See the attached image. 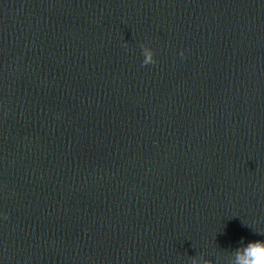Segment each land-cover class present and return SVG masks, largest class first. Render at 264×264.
<instances>
[{
    "label": "water",
    "instance_id": "obj_1",
    "mask_svg": "<svg viewBox=\"0 0 264 264\" xmlns=\"http://www.w3.org/2000/svg\"><path fill=\"white\" fill-rule=\"evenodd\" d=\"M245 222L264 0H0V264H228Z\"/></svg>",
    "mask_w": 264,
    "mask_h": 264
},
{
    "label": "clouds",
    "instance_id": "obj_2",
    "mask_svg": "<svg viewBox=\"0 0 264 264\" xmlns=\"http://www.w3.org/2000/svg\"><path fill=\"white\" fill-rule=\"evenodd\" d=\"M180 55H184V53L181 52ZM142 56V63L144 65L155 62V50L148 45L142 47ZM245 225L251 227L256 235H264V229H257L246 222ZM191 264H213V261L201 255L198 257H191ZM228 264H264V239H255L245 242L244 238L241 237L238 246L229 253Z\"/></svg>",
    "mask_w": 264,
    "mask_h": 264
}]
</instances>
